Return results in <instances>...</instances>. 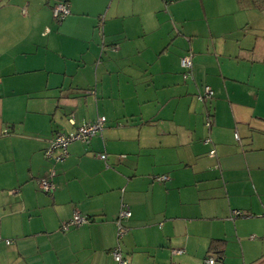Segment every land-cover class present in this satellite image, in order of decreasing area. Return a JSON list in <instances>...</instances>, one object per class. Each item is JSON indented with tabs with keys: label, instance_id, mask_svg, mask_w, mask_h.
Masks as SVG:
<instances>
[{
	"label": "crops",
	"instance_id": "obj_1",
	"mask_svg": "<svg viewBox=\"0 0 264 264\" xmlns=\"http://www.w3.org/2000/svg\"><path fill=\"white\" fill-rule=\"evenodd\" d=\"M1 109L0 264H117L115 247L127 264H264V8L1 0ZM99 117L101 133L46 159L57 133ZM75 212L89 222L62 230Z\"/></svg>",
	"mask_w": 264,
	"mask_h": 264
},
{
	"label": "built area",
	"instance_id": "obj_2",
	"mask_svg": "<svg viewBox=\"0 0 264 264\" xmlns=\"http://www.w3.org/2000/svg\"><path fill=\"white\" fill-rule=\"evenodd\" d=\"M69 14V6L67 2H59L52 8V16L53 19L57 21L63 20ZM192 55L184 56L181 61L180 65L183 69V78L188 79L191 77V68H192ZM213 97V91L208 87L205 86L203 89L202 94H199L197 99L205 102L210 100ZM69 123L73 126L74 121L72 117L69 119ZM106 123V119L104 117H99L93 123H83L81 125L75 126L74 129L65 132V133H57L50 142L49 147L45 151L44 155L46 159H53L55 162L62 161L67 155V147L73 142H87L90 138L94 137L98 133H101L104 129ZM206 126L209 127L210 123L207 122ZM8 131L4 130L3 134H7ZM237 138V136H235ZM205 143H210L209 139L205 140ZM58 153V155H55ZM210 156L214 155V151L209 153ZM100 159L105 160V155L102 154L99 156ZM53 172L51 173V176ZM50 178V177H49ZM155 180L162 182L167 180L166 176L154 177ZM38 188L41 192L46 194H51L53 191V185L48 178H42L38 181ZM131 216V213L124 204L121 205L118 218L116 220V237L117 239H121L123 235L126 233L127 229L123 226V221L127 220ZM89 222V219L85 216L79 215L78 213H74L72 218L69 221L63 222L61 225L62 230H67L70 227H79L83 224ZM1 241V239H0ZM4 244H10L9 240H5ZM181 251H176L177 254H180ZM111 256L113 260L117 264H127L126 260L121 255L119 247H115L111 250ZM209 264H212L214 261L213 259H209L207 261Z\"/></svg>",
	"mask_w": 264,
	"mask_h": 264
},
{
	"label": "trees",
	"instance_id": "obj_3",
	"mask_svg": "<svg viewBox=\"0 0 264 264\" xmlns=\"http://www.w3.org/2000/svg\"><path fill=\"white\" fill-rule=\"evenodd\" d=\"M236 1H237L238 5L241 8H247V7H251V6L255 7V8H258V9H263L264 8V0H236ZM62 21L63 20H61V21L55 20V22L58 23V24H60ZM4 130H7V129H4ZM2 135H6V134H2ZM221 242H222L221 240H216V241H213L211 243V245H210L211 251L216 253L218 259H222V251L220 250V247L222 245Z\"/></svg>",
	"mask_w": 264,
	"mask_h": 264
},
{
	"label": "rangeland",
	"instance_id": "obj_4",
	"mask_svg": "<svg viewBox=\"0 0 264 264\" xmlns=\"http://www.w3.org/2000/svg\"><path fill=\"white\" fill-rule=\"evenodd\" d=\"M1 112H2V115L0 116V123L4 124L3 122H5L6 112L4 111V109H1Z\"/></svg>",
	"mask_w": 264,
	"mask_h": 264
}]
</instances>
